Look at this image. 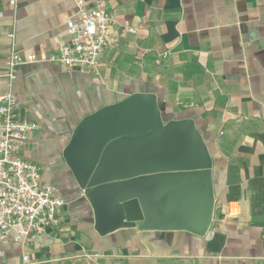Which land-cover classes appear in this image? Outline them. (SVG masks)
Returning <instances> with one entry per match:
<instances>
[{"label": "crops", "instance_id": "0c3cea01", "mask_svg": "<svg viewBox=\"0 0 264 264\" xmlns=\"http://www.w3.org/2000/svg\"><path fill=\"white\" fill-rule=\"evenodd\" d=\"M97 1L115 14L118 37L104 50L98 75L37 61L9 81L12 49L39 57L58 51L79 7L76 0H20L17 7L0 0V96L13 92L17 114L39 124L24 154L65 200L60 224L37 241L0 231V264H264V0L84 5ZM134 93L155 95L164 122L190 118L202 133L215 195L205 235L95 230L64 151L84 117Z\"/></svg>", "mask_w": 264, "mask_h": 264}, {"label": "water", "instance_id": "95a60500", "mask_svg": "<svg viewBox=\"0 0 264 264\" xmlns=\"http://www.w3.org/2000/svg\"><path fill=\"white\" fill-rule=\"evenodd\" d=\"M64 156L100 235L132 227L205 235L211 226L212 155L193 119L163 121L153 94L84 117Z\"/></svg>", "mask_w": 264, "mask_h": 264}, {"label": "built area", "instance_id": "2783aa9c", "mask_svg": "<svg viewBox=\"0 0 264 264\" xmlns=\"http://www.w3.org/2000/svg\"><path fill=\"white\" fill-rule=\"evenodd\" d=\"M9 1L17 7L20 0ZM76 3L78 18L67 21L68 37L58 51L39 57L12 49L4 74L9 81L16 78L18 67L37 61L99 74L104 50L118 41L114 33L116 16L103 1H97L92 9L85 7L84 0ZM17 103L11 91L0 96V231L4 236L12 234L15 241L33 242L60 224L58 215L65 200L55 186L43 180L41 165L24 154L39 124L19 116ZM237 213L232 210L228 216Z\"/></svg>", "mask_w": 264, "mask_h": 264}]
</instances>
